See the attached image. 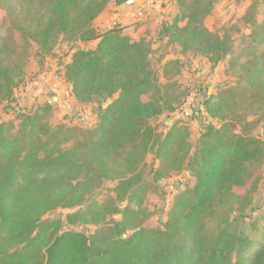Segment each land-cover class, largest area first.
Here are the masks:
<instances>
[{
    "label": "trees",
    "instance_id": "obj_1",
    "mask_svg": "<svg viewBox=\"0 0 264 264\" xmlns=\"http://www.w3.org/2000/svg\"><path fill=\"white\" fill-rule=\"evenodd\" d=\"M110 1L0 0L8 23L0 33V104L15 102L26 78L22 61L14 60L18 43L12 31L35 43L42 56L61 37L97 40L92 48L75 49L61 75L77 103H96L92 130L51 125L49 102L19 108L13 120L0 119V264H264V241L237 229L246 208L255 210L252 195L262 179L264 142L249 129L264 117V51L250 50L243 61L241 54L231 55L229 67L237 66L241 80L204 98L203 111L217 124L203 126L188 153L187 126L174 124L158 135L152 124L175 110L159 83L153 42L133 39L121 23L101 32L94 27ZM219 1L175 0L177 14L160 31L167 44L218 61L230 55L231 34L218 35L203 24ZM256 6L239 18L250 32L237 44L264 42V8ZM241 101L256 116L244 118L243 125L236 108ZM150 153L158 164L148 172ZM181 170L192 185L174 198L160 226H145L147 194ZM105 181L115 182L114 197L64 220L44 218L84 204ZM223 204L226 213L218 211ZM91 224L96 227L87 232L69 227Z\"/></svg>",
    "mask_w": 264,
    "mask_h": 264
},
{
    "label": "rangeland",
    "instance_id": "obj_2",
    "mask_svg": "<svg viewBox=\"0 0 264 264\" xmlns=\"http://www.w3.org/2000/svg\"><path fill=\"white\" fill-rule=\"evenodd\" d=\"M146 1L144 0V2ZM152 1L155 3L156 0ZM110 2L112 8L117 6L114 0ZM253 2L257 4V10L264 8V0H221L216 3L212 13L203 19V24L208 30L218 35L226 33L232 36L233 42L231 44L234 46L232 52L219 61L216 58L208 59L193 51H187L182 54L178 46H171L163 42L158 44V41H163L159 39L160 37L158 38L160 32L159 34L157 32L154 34L156 36L154 42L151 40L154 45H152L154 50L152 58L155 69L158 72L159 83L167 87L166 92H168L175 105L174 111L164 112L153 119L152 124L158 135L164 133L174 124L187 126L190 131L186 139L189 148L188 153L194 150L197 139L203 131V126L208 123L217 124L215 119H209L205 115L202 106L204 98L215 96L217 90L241 80L240 71L237 69V66H235L236 68L229 67L231 55L236 56L241 54L239 59L243 61L247 58L244 54L250 50H256L258 53L264 51V42L258 44L247 42L237 44L242 34L250 32L249 27L242 26L238 20ZM171 5L173 6L172 1ZM112 8L109 9V13L114 10ZM172 18V15H169L167 22ZM114 23L111 22V26ZM134 26H136V23L125 25L124 27V32L132 38L134 37L130 32ZM7 27L8 23L5 21V11L0 10V33L4 34V30ZM109 27L96 26L95 28L101 32ZM12 34L18 43L17 56L14 57V60L22 61L26 70L24 83L20 89H16V92L19 94L21 91H26V94L27 92L35 94L33 95L34 103L31 105V109L45 102L53 104V109L49 115L51 125L64 123L66 126H77L84 131L92 130L97 123L96 103L84 105L77 103L72 98L70 85L62 80L61 75L64 65L70 60L73 51L77 48H92L94 47L93 42L67 41L61 37L56 41L50 53L42 56L38 53V47L35 43L23 41L15 31H12ZM169 46L171 49L168 48ZM175 59L179 60L178 63H173ZM25 82H27L26 85H24ZM47 84L48 86H46ZM13 103L0 104V112H4L3 115L1 114L0 119H14L15 111L20 109H14ZM249 106L248 102L245 101L236 104L237 110L243 115L241 125H243L244 118L246 120H251L253 117L256 118L255 115H251V108ZM14 107L17 106L14 105ZM239 129L240 126L237 125L236 131ZM249 133L258 136L264 142V117H261L260 122L249 129ZM146 161L149 166L148 172L151 167H156L158 164L152 153L147 155ZM192 183L193 178L186 170L173 173L161 180L156 191L149 192L144 200V207L147 212L145 226H160L165 221L174 198L183 189L191 186ZM114 185L115 182L113 181H105L88 195L84 204L71 209H55L47 213L44 218H59L64 220L67 213L80 210L87 204L104 202L108 197H114ZM234 190L238 194L244 193L243 189L235 188ZM125 204L123 202L121 207ZM252 205L255 207V210L250 212L249 208H246L248 210L247 216L239 222L237 229L243 235H249L254 239L258 238L259 242H263L264 232L262 231V225L264 221L261 217L264 215V163L258 192L252 195ZM226 206V204H223L221 208L219 207L218 211L226 213L228 209ZM120 217V214L113 215V218L116 220L120 219ZM108 218L109 216L107 215ZM69 227L87 232L94 229L96 224Z\"/></svg>",
    "mask_w": 264,
    "mask_h": 264
},
{
    "label": "crops",
    "instance_id": "obj_3",
    "mask_svg": "<svg viewBox=\"0 0 264 264\" xmlns=\"http://www.w3.org/2000/svg\"><path fill=\"white\" fill-rule=\"evenodd\" d=\"M168 1L169 0H156L155 3H153L152 0H147L146 2H144V0H125L122 4L114 8H112V4L109 2L106 8L94 20V24L95 27L99 26L105 28L106 26H111V22L121 23L124 26L136 23V26H134L130 32L134 37L133 39L145 37L154 42L156 40L154 34H156V32L159 34L162 24L167 23L169 15L174 17L177 14L175 0ZM171 1L173 2V6L171 5ZM111 8L114 10L109 13L108 11ZM138 22L139 24H137ZM97 31L99 30L97 29ZM158 38L163 40L158 41V44L160 42L167 43L166 38L161 33ZM92 42L93 45H95L97 40H93ZM168 48L171 49L170 46ZM46 86H48V84ZM25 92L26 91H21L19 94L16 92L15 102L12 104L13 107L14 105L17 106L15 108L21 109H29L31 107L34 103L33 95L35 94L32 92H27L26 94ZM2 112H0V116L4 114V112Z\"/></svg>",
    "mask_w": 264,
    "mask_h": 264
}]
</instances>
